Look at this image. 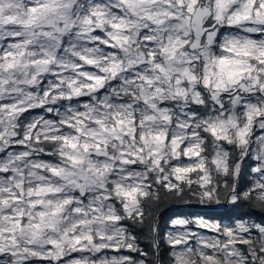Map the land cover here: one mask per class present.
<instances>
[{
	"label": "snow or ice",
	"instance_id": "snow-or-ice-1",
	"mask_svg": "<svg viewBox=\"0 0 264 264\" xmlns=\"http://www.w3.org/2000/svg\"><path fill=\"white\" fill-rule=\"evenodd\" d=\"M166 202L264 215V0H0V264H264Z\"/></svg>",
	"mask_w": 264,
	"mask_h": 264
},
{
	"label": "trees",
	"instance_id": "trees-1",
	"mask_svg": "<svg viewBox=\"0 0 264 264\" xmlns=\"http://www.w3.org/2000/svg\"><path fill=\"white\" fill-rule=\"evenodd\" d=\"M253 166V162L249 161L243 169L241 178H240V187L241 188H247L256 178V175L254 172L251 171ZM174 204H183V203H170L166 202L162 209L170 208ZM189 205V207H203V208H210V209H217L218 206L211 205V206H201L198 204H186ZM161 209V210H162ZM166 210L162 214V222L160 223V232L163 237L165 231L170 227V222L173 221L174 218H185L190 220L192 223L190 224L191 229L199 230L194 225V220L197 218H204L211 223H220L222 225H231L234 224L239 219H244L245 221L249 223H256V224H264V215L255 212L254 210L248 208L246 205L241 204L238 206H229L226 209L221 210H194V209H183V210H176L167 212ZM136 234L139 235V231L137 230ZM145 245L148 247L153 253V249L151 247V244L148 240L145 239ZM161 259L162 264H168V261L170 259L169 256V249L166 244L163 243V240L161 241Z\"/></svg>",
	"mask_w": 264,
	"mask_h": 264
},
{
	"label": "flooded vegetation",
	"instance_id": "flooded-vegetation-1",
	"mask_svg": "<svg viewBox=\"0 0 264 264\" xmlns=\"http://www.w3.org/2000/svg\"><path fill=\"white\" fill-rule=\"evenodd\" d=\"M26 115H28V114H26ZM39 115L49 116V114L44 113L43 110L37 109V110H33V112L29 115V118H32V117H35V116H39ZM45 159H48V157H45ZM174 205H186V204H174ZM174 205H172L171 207H173ZM186 206H189V205H186ZM176 210H183V209H169L167 212L176 211ZM161 220H162V215H161V219H160V222L159 223L162 222ZM173 226H174L173 223L170 222V227L165 231V233L169 229L173 228ZM189 227H190V225H189ZM165 233H164L163 237H165ZM139 235H140V245H141V248L145 252L149 253L148 258L151 259L152 258V253H151L150 249L145 246L147 244L145 243L144 235L142 233H140V232H139ZM73 255H79V254H73ZM133 255H134V257L136 259H144L145 258V257L139 256L138 254H133Z\"/></svg>",
	"mask_w": 264,
	"mask_h": 264
},
{
	"label": "water",
	"instance_id": "water-1",
	"mask_svg": "<svg viewBox=\"0 0 264 264\" xmlns=\"http://www.w3.org/2000/svg\"><path fill=\"white\" fill-rule=\"evenodd\" d=\"M243 169H244V167H243ZM243 169H242V172H243ZM229 206H231V205H224V207L217 208V209H210V208H203V207L176 206V207H170V208L162 209L160 211L159 215L161 216L166 210H169V209H172V208H185V209H194V210H198V209H201V210H221V209H226Z\"/></svg>",
	"mask_w": 264,
	"mask_h": 264
},
{
	"label": "rangeland",
	"instance_id": "rangeland-1",
	"mask_svg": "<svg viewBox=\"0 0 264 264\" xmlns=\"http://www.w3.org/2000/svg\"><path fill=\"white\" fill-rule=\"evenodd\" d=\"M222 206H223V205H222ZM218 207H219V206H218ZM197 219H203V220H205V221L211 223L210 221H208V220H206V219H204V218H197ZM197 219L194 220V225H195V221H196ZM191 230H193V231H195V232H198L203 238H209V237H211V236L214 235V234L209 233V232H207L206 230H203V229H199V230L191 229Z\"/></svg>",
	"mask_w": 264,
	"mask_h": 264
},
{
	"label": "built area",
	"instance_id": "built-area-1",
	"mask_svg": "<svg viewBox=\"0 0 264 264\" xmlns=\"http://www.w3.org/2000/svg\"><path fill=\"white\" fill-rule=\"evenodd\" d=\"M176 206H186V205H174L173 207H176ZM221 207H224V205L222 206H219L218 208H221ZM172 209H185V208H172ZM177 229L173 226V228L169 229L166 233H165V238H166V235L169 233V232H172V231H176Z\"/></svg>",
	"mask_w": 264,
	"mask_h": 264
}]
</instances>
